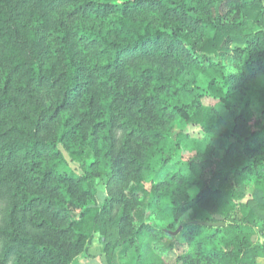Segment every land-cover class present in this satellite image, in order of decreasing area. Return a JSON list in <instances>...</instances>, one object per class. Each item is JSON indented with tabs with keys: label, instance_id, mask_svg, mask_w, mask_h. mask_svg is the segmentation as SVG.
Listing matches in <instances>:
<instances>
[{
	"label": "trees",
	"instance_id": "obj_1",
	"mask_svg": "<svg viewBox=\"0 0 264 264\" xmlns=\"http://www.w3.org/2000/svg\"><path fill=\"white\" fill-rule=\"evenodd\" d=\"M174 56L205 62L198 67L205 91L197 77L129 66ZM214 59H234L233 72ZM261 74L264 0H0V195L7 193L1 264H70L100 230L103 208L91 203L89 188L106 177L113 195L118 182L107 176L122 165L121 183L131 179L127 195L114 194L106 213L117 228L131 215L137 227L128 243L136 241L140 258L154 243L162 252L186 249L174 264H260L264 166L251 179L241 166L247 155L264 162V118L243 147L227 144L221 170L208 143L182 166L163 169L166 157L186 146L188 125L209 137H236L237 120L252 119V99L264 105ZM107 88L115 99L98 102ZM80 99L86 112L66 117ZM58 145L83 165L82 175L63 171ZM248 181L253 204L244 202ZM188 212L176 238L164 232L176 231ZM151 216L154 224L145 222ZM159 223L170 224L163 230Z\"/></svg>",
	"mask_w": 264,
	"mask_h": 264
},
{
	"label": "rangeland",
	"instance_id": "obj_2",
	"mask_svg": "<svg viewBox=\"0 0 264 264\" xmlns=\"http://www.w3.org/2000/svg\"><path fill=\"white\" fill-rule=\"evenodd\" d=\"M144 58V57H143ZM143 58H138L136 60H131L129 62V66L139 71L140 66H151L155 69H161L163 70V73L166 74H176L178 78H182L184 80H191L193 77H197V85L202 90L205 91L208 80L204 75L201 74V70L199 69L200 66L203 67L202 64H205L204 61L201 60V58L193 57L194 60H196L198 63H193L192 59L187 58H180L178 56H174L171 59H165L161 58L159 60L155 61H147L142 62ZM148 58V57H147ZM207 58V57H206ZM151 59V58H149ZM139 61V63H137ZM211 62H220L225 64L227 66V72L226 73H232L233 67H234V59H229L225 62H222L219 59H214ZM199 67V68H198ZM258 79L264 84V74H261ZM221 85L223 86L224 80L219 78ZM115 90L113 88H107V90H100V95L98 102L100 99H104L105 97L108 98V101L111 102L115 99ZM226 92V90H225ZM101 96V98H100ZM87 97H85L86 99ZM83 99L78 100L76 103H74L68 112H66V117L69 116V118L73 117V120L79 119L80 116L84 112V106L81 105L80 102H82ZM95 110H97V104L94 107ZM251 116L252 119L249 122H244L243 119H238L239 122L238 125L241 124L237 128L236 131V137L230 138V139H220L215 137H209L207 136L203 130L198 126H192L188 125L183 130V132L189 137L187 139L186 146L183 147V150L178 152L176 155L166 157V159L169 160V162L166 164L165 169L163 171L169 169L171 164L177 165V167L182 166L185 164L188 160H190L194 153L196 151H201L203 149V143L213 144L216 147V151L212 157V161L214 163V167L216 170H221L222 167L220 166V160L223 156V152L227 146L228 143L235 142L240 147H243L247 138L249 135L253 132H260L261 131V119L264 118V105L261 102H258L255 99H252L251 105ZM235 115L239 116V108L237 107L234 110ZM72 116V117H71ZM175 131H178L177 128H175ZM118 137L120 138V133L118 134ZM97 145L95 140L96 138L89 135L88 140ZM59 149L64 155V158L67 161V167L65 170H63L65 173L74 172L78 175H82V168L83 165L76 164L74 162H71L68 154L64 151L63 147L61 145H58ZM264 166V162H255L254 159H252L249 155H247L243 165L241 166V170L243 173L247 174L249 178H253L254 176H257L260 172V167ZM110 172V170H108ZM112 173L109 174L107 177L110 178L112 176L117 180L116 185H114L115 190L113 189L112 194H116V196L121 195H127L126 186L131 182L130 180L125 182L124 184L121 183L125 177V167L119 166L118 168L112 169ZM127 177L129 179V174H127ZM160 177V176H159ZM161 178V177H160ZM119 180V181H118ZM159 179L155 178V181L157 182ZM161 180V179H160ZM106 182L107 178L104 177L102 179H98L94 182L93 186L89 188L90 193L93 196V202H91L94 205L99 206L100 208H103V212L101 213L99 221V232L94 234L92 237V240L87 244L84 252L74 258L70 264H174L176 256L178 254L183 253L186 251V249H175L172 252H162L158 250V247L156 244L151 243L150 245H146L145 249L143 250L144 256L140 258L137 255L136 250V241H134L133 245L129 246L128 241H130V238L133 240V234L135 232V228L137 227L136 222H134L131 219V215L129 218L123 221L122 226L112 227L108 223L109 215L106 213L110 207V203L114 199L112 196L107 193L106 188ZM120 182V183H119ZM249 184L244 187L245 192V198L244 202H247L249 204H253L252 202V183L248 181ZM209 187L211 190H215L217 187V182L214 180H211L209 182ZM135 200V199H134ZM7 201V193L4 192L2 195H0V228L2 226L1 220L3 218V211L5 208V204ZM127 201V200H126ZM128 202V201H127ZM133 202V200L131 201ZM131 202H128L129 204H132ZM128 210V209H127ZM113 215H119L120 210L115 207L112 209L111 212ZM190 213H186L180 219L177 223L173 225V228H176V231L172 229H166L165 228L170 223H159L161 224L164 232L167 233L169 236L176 238L183 226L189 221ZM260 218V224L257 225L256 231L258 233V240L257 244L260 246H264V240L261 237V235L264 232V215L259 213ZM145 222L148 224H154L155 217L151 216L149 219H147ZM195 224V223H194ZM48 237L52 238L51 242L56 244V239L52 235H47ZM181 237L177 240L178 242L181 241ZM3 256L2 252V246L0 243V264H1V258ZM50 260L52 261V257H50ZM138 261H141L142 263H139ZM258 262L260 264H264V257H260L258 259Z\"/></svg>",
	"mask_w": 264,
	"mask_h": 264
},
{
	"label": "water",
	"instance_id": "obj_3",
	"mask_svg": "<svg viewBox=\"0 0 264 264\" xmlns=\"http://www.w3.org/2000/svg\"><path fill=\"white\" fill-rule=\"evenodd\" d=\"M217 220H220L219 217H216ZM197 225H204V226H210V227H224L225 223L218 222V223H207V222H195Z\"/></svg>",
	"mask_w": 264,
	"mask_h": 264
}]
</instances>
